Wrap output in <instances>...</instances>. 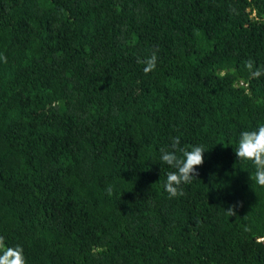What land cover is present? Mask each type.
<instances>
[{
    "label": "trees",
    "instance_id": "trees-1",
    "mask_svg": "<svg viewBox=\"0 0 264 264\" xmlns=\"http://www.w3.org/2000/svg\"><path fill=\"white\" fill-rule=\"evenodd\" d=\"M247 61L264 69V0H0V254L264 264V187L235 155L264 123ZM177 136L207 151L170 198Z\"/></svg>",
    "mask_w": 264,
    "mask_h": 264
},
{
    "label": "clouds",
    "instance_id": "clouds-1",
    "mask_svg": "<svg viewBox=\"0 0 264 264\" xmlns=\"http://www.w3.org/2000/svg\"><path fill=\"white\" fill-rule=\"evenodd\" d=\"M6 62V57H3ZM157 54L153 52L146 59H139L138 62L144 65L145 74L151 73L157 66ZM246 67L254 77L264 74V69L253 71L252 61L246 62ZM207 150L203 145L181 146L180 137H173L169 148H162L160 160L173 171L167 173L164 184L165 191L170 198L183 196L182 185L192 183L199 173L197 168L204 164V154ZM235 155L239 161H251L256 168L254 175L250 177L255 184L264 187V123L259 124L255 129L244 130L240 133L238 145L235 147ZM111 195V188L108 189ZM237 204L226 209V214L235 216ZM0 264H26L23 255V248L16 246L6 248L0 254Z\"/></svg>",
    "mask_w": 264,
    "mask_h": 264
}]
</instances>
